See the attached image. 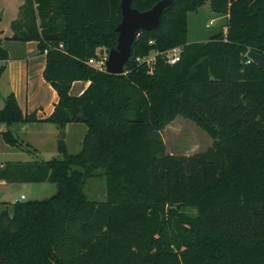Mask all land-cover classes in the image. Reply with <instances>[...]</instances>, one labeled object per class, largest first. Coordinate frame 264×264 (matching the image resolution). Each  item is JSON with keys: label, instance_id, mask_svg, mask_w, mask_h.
I'll list each match as a JSON object with an SVG mask.
<instances>
[{"label": "trees", "instance_id": "obj_1", "mask_svg": "<svg viewBox=\"0 0 264 264\" xmlns=\"http://www.w3.org/2000/svg\"><path fill=\"white\" fill-rule=\"evenodd\" d=\"M121 1L24 0L11 21L6 39L38 42L59 100L39 119L11 92L0 124L64 131L83 122L87 131L77 153L62 138L59 156L0 166V180L56 185L48 197L16 201L13 216L1 212L0 264H264V69L247 55L264 59V0H173L156 29L139 30L124 73L112 74L89 60L116 47ZM207 2L228 15L227 30L189 42L188 14ZM176 46L181 59L168 64L161 53ZM153 52L151 73L137 57ZM77 80L90 85L72 95ZM177 116L213 144L168 152L162 130ZM2 136L24 147L12 129ZM93 179L105 180V199L88 195Z\"/></svg>", "mask_w": 264, "mask_h": 264}, {"label": "crops", "instance_id": "obj_2", "mask_svg": "<svg viewBox=\"0 0 264 264\" xmlns=\"http://www.w3.org/2000/svg\"><path fill=\"white\" fill-rule=\"evenodd\" d=\"M6 1L8 4L11 0ZM23 3L24 0L18 1L16 4L14 3L15 6L12 11L14 15L10 20L9 27L3 28L0 25L3 46L9 53V59L5 62L1 61V64H5V70L2 76L5 73L8 76L10 93H15L22 110L25 113L35 112L39 119H43L52 114L55 104L59 100L56 89L44 78L46 53L40 51L37 41H15L6 39L13 34L11 21L18 17L20 7ZM4 5L5 4L2 5V3H0L1 12ZM226 16L228 18V15ZM89 85L90 81L88 80L74 81L70 92L72 95H80ZM3 107L0 100V108ZM79 125H83V122L68 123L63 131L59 126L51 122H28L14 124L12 126L0 124V166H4L7 162L49 160L42 156L48 152L54 157L59 156L58 146L62 138L68 150L71 152L68 135H71L74 131L73 129ZM8 128L13 130L24 147H14L6 143L2 136V132ZM81 132L80 143L78 145L80 146L79 148H82V142L86 133L83 126ZM46 182H10L5 179L0 180V215L4 209H7L10 216H13L14 203L21 200L23 194L20 199H16L13 206L4 205L2 201L9 203L8 199L11 190H13L16 185L23 184L26 187L29 183L43 184Z\"/></svg>", "mask_w": 264, "mask_h": 264}, {"label": "rangeland", "instance_id": "obj_3", "mask_svg": "<svg viewBox=\"0 0 264 264\" xmlns=\"http://www.w3.org/2000/svg\"><path fill=\"white\" fill-rule=\"evenodd\" d=\"M21 0H11L8 2L1 0L0 3L5 4L2 7L0 25L3 28L9 27L10 20L13 17L14 3ZM189 21V42L207 41L212 36L227 30L228 18L226 14L215 12L211 3L207 2L201 6L198 11H191L188 14ZM0 61V66H1ZM4 72V71H3ZM2 76V75H1ZM10 93V84L8 76L3 74L0 77V100L2 107L5 105V98ZM81 126V127H80ZM82 126L87 131L85 123L75 127L71 135H68V142L70 150L73 153H77L81 150L80 136ZM162 135L166 143L167 151L174 154H186L191 155L196 152L205 151L214 142L213 138L201 127H199L194 121L187 119L183 116H177L169 125L162 130ZM43 157L52 159L54 156L49 152L43 154ZM90 181V180H89ZM56 191V185L52 182H46L43 184L29 183L26 187L23 184L16 185L11 190L9 196V203L3 202L4 205L13 206L16 199H20L21 195L27 196L29 199H42L52 195ZM86 191L90 198L103 200L106 198L105 193V180L93 179L87 183ZM24 200V199H21ZM1 202V201H0Z\"/></svg>", "mask_w": 264, "mask_h": 264}, {"label": "water", "instance_id": "obj_4", "mask_svg": "<svg viewBox=\"0 0 264 264\" xmlns=\"http://www.w3.org/2000/svg\"><path fill=\"white\" fill-rule=\"evenodd\" d=\"M173 0H160L152 8L140 11L132 6V0H122V20L117 27L119 32L116 47L109 50L106 71L112 74H123L125 64L132 54V45L140 29L154 30L162 19L163 12ZM247 55L264 69L262 54L250 50Z\"/></svg>", "mask_w": 264, "mask_h": 264}, {"label": "built area", "instance_id": "obj_5", "mask_svg": "<svg viewBox=\"0 0 264 264\" xmlns=\"http://www.w3.org/2000/svg\"><path fill=\"white\" fill-rule=\"evenodd\" d=\"M161 56L168 64H175L178 61H180V59H181V47L176 46V47L170 48L168 50H165L161 53ZM108 57H109V51H105L103 53H100L97 58H91L89 60V64L98 68V69H105L106 70V61H107ZM156 57H157V53L153 52L148 56L137 57V60L139 62H145L149 67V72L152 73L156 69V62H157ZM25 198H26V196L22 195V199H25Z\"/></svg>", "mask_w": 264, "mask_h": 264}]
</instances>
